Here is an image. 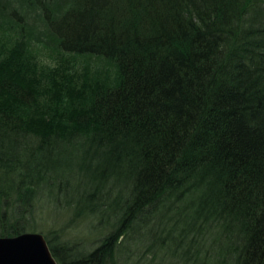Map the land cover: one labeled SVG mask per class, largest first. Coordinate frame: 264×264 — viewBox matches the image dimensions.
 Listing matches in <instances>:
<instances>
[{
    "label": "trees",
    "instance_id": "1",
    "mask_svg": "<svg viewBox=\"0 0 264 264\" xmlns=\"http://www.w3.org/2000/svg\"><path fill=\"white\" fill-rule=\"evenodd\" d=\"M19 1L0 7V237L63 200L111 230L82 256L43 235L58 264L139 245L146 264H264V0Z\"/></svg>",
    "mask_w": 264,
    "mask_h": 264
},
{
    "label": "rangeland",
    "instance_id": "2",
    "mask_svg": "<svg viewBox=\"0 0 264 264\" xmlns=\"http://www.w3.org/2000/svg\"><path fill=\"white\" fill-rule=\"evenodd\" d=\"M19 2V0H0V7L6 3L9 4L7 8L19 7ZM20 14L24 15L22 12ZM26 15V21L28 23L25 24L26 30H24L22 37L28 35L32 37L28 42L29 45L32 44L29 49H32L33 52L40 55L39 58L49 63L51 59L48 56H52V51H55L54 42L33 12L29 11ZM3 16L1 18L5 19L6 16ZM13 18L16 19L17 17L13 16ZM16 32L14 31L12 35ZM36 46L39 50H37ZM72 63L75 69L87 73L91 78L97 77L102 79L106 77L113 79L115 77V73H112L114 72L113 69L109 65H104L103 60L97 57L77 56L75 60H72ZM43 203L40 202L37 205L35 215L32 214L33 217H30L29 224L26 225L28 227V233H38L45 236V234L51 232L54 243L60 242L73 255L82 256L94 251L99 245L100 240L111 230L110 227H101L92 218L84 217L76 219L71 212L62 208L64 205L63 200L51 203L53 206L50 207H48L49 204L46 202ZM75 204L78 203H73V205ZM145 250L144 245H139L137 248H132L131 246V251H129L130 253L127 257L122 256L118 258L114 264H146L145 261L139 260L138 257L140 254H144ZM150 258L148 257V259ZM160 260L157 259V262ZM169 263V260L162 262V264ZM107 264L112 263L108 261Z\"/></svg>",
    "mask_w": 264,
    "mask_h": 264
},
{
    "label": "water",
    "instance_id": "3",
    "mask_svg": "<svg viewBox=\"0 0 264 264\" xmlns=\"http://www.w3.org/2000/svg\"><path fill=\"white\" fill-rule=\"evenodd\" d=\"M0 264H58L42 234L0 237Z\"/></svg>",
    "mask_w": 264,
    "mask_h": 264
}]
</instances>
